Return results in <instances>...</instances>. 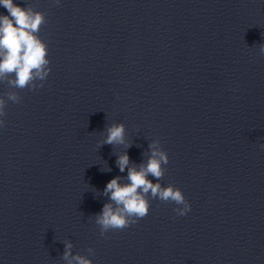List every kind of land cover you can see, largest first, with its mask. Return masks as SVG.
Instances as JSON below:
<instances>
[{"label": "clouds", "instance_id": "obj_1", "mask_svg": "<svg viewBox=\"0 0 264 264\" xmlns=\"http://www.w3.org/2000/svg\"><path fill=\"white\" fill-rule=\"evenodd\" d=\"M59 4V0H55ZM0 6L7 10V15L0 14V82H7L12 88L35 90L43 87V82L51 72L48 59V46L39 32L46 23L45 14L35 10L31 4L22 7L14 0H0ZM259 53L264 56V43L259 44ZM39 82V83H38ZM7 100L19 103L21 97L16 92H8ZM7 101L0 97V127L5 125ZM106 137L99 147L108 145L130 144L126 141L125 125L113 123L106 126ZM264 149V143L260 144ZM150 152L146 163L139 166L131 165L127 152L120 154L116 160L119 171L127 169L126 182L121 183V177L116 176L107 182L103 194L109 197V202L103 205L102 211L94 216L95 223L100 227V235L109 230H123L136 224L146 217L150 209V199L161 202H173L177 205L174 211L179 216L186 215L191 205L182 190L172 184L166 187L159 182L165 175L169 163L167 152L162 148L159 139L149 144ZM101 171H111L107 168ZM155 178V183L149 179ZM65 248L62 260L67 264H93L88 256L72 255L73 244L64 242ZM89 255H94V249L88 248Z\"/></svg>", "mask_w": 264, "mask_h": 264}]
</instances>
